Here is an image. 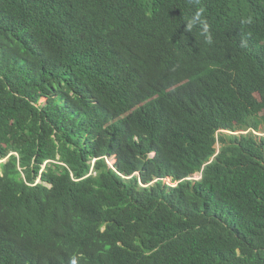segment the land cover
<instances>
[{
  "label": "trees",
  "instance_id": "trees-1",
  "mask_svg": "<svg viewBox=\"0 0 264 264\" xmlns=\"http://www.w3.org/2000/svg\"><path fill=\"white\" fill-rule=\"evenodd\" d=\"M251 129L264 0H0V264H264Z\"/></svg>",
  "mask_w": 264,
  "mask_h": 264
},
{
  "label": "clouds",
  "instance_id": "clouds-1",
  "mask_svg": "<svg viewBox=\"0 0 264 264\" xmlns=\"http://www.w3.org/2000/svg\"><path fill=\"white\" fill-rule=\"evenodd\" d=\"M195 23V21L193 20V21H191V22H189V24L187 25L189 28H191L192 26H193V24ZM204 28H205V31H207V25L205 24L204 25ZM208 39H209V41L211 40V37L209 36L208 37ZM250 131H252L254 134H257V135H259V136H263L264 135V132H261V133H259L260 131H256V130H253V129H251V130H247V131H240L241 133H248V132H250ZM237 133H239V132H237ZM217 146H218V148H219V145L217 144ZM202 178V171H200V172H197V173H195V174H193L191 177H190V179H194V180H200ZM164 180V183H166V184H168V185H171V186H176L177 185V182H173L172 181V179L171 178H165V179H163ZM167 180H170L171 181V184L170 183H167L166 181ZM157 181V180H156ZM38 182H40V180H38Z\"/></svg>",
  "mask_w": 264,
  "mask_h": 264
},
{
  "label": "rangeland",
  "instance_id": "rangeland-1",
  "mask_svg": "<svg viewBox=\"0 0 264 264\" xmlns=\"http://www.w3.org/2000/svg\"><path fill=\"white\" fill-rule=\"evenodd\" d=\"M259 133H261V132H259ZM114 157H115V156H112V157L108 158L109 163H110L111 165L114 163ZM166 182L171 184V181H170V180H167Z\"/></svg>",
  "mask_w": 264,
  "mask_h": 264
}]
</instances>
